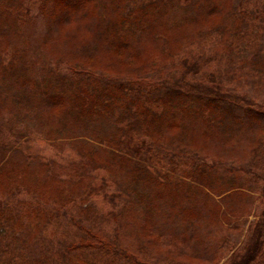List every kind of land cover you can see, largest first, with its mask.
Listing matches in <instances>:
<instances>
[{
    "label": "trees",
    "instance_id": "trees-1",
    "mask_svg": "<svg viewBox=\"0 0 264 264\" xmlns=\"http://www.w3.org/2000/svg\"><path fill=\"white\" fill-rule=\"evenodd\" d=\"M47 1L53 3L54 13L50 14L46 38L53 34L59 47L72 48L74 56H85L81 67L72 68L68 63V71L78 76L74 90L70 85L63 90L53 85L49 124L62 129L63 122L71 118V124L65 122L67 126H78L84 133L81 136L88 140L72 144L75 157L69 159V164L58 161L51 166L26 146L18 145L16 149L24 160L15 164L7 157L15 144L7 145L0 138V264H134V259L140 264L138 254L152 256L151 249L172 246L162 244L161 227L165 224H160L155 212L169 208L175 197L181 196V203L192 207L196 204L194 207L202 212L194 210L196 214L192 215L198 219L204 220L200 215L206 209L208 212V207L209 212L216 211L217 222L219 214L228 215L223 213V205L214 202L213 208L210 204L209 199L214 197L209 186L212 176H216L223 197L228 199L250 194L252 182L259 184L253 178H261L259 171L264 172V105L259 103L264 96V0H183L196 6L189 19L179 20L172 11L177 4L180 7V0H167L171 6L164 8L167 14L162 27L155 21L153 13H163L154 0ZM27 2L0 0V9L4 5L6 20L10 21L3 26L13 29L5 46L14 51L23 36L15 20L10 19L17 15L24 25L29 22L24 19L30 10ZM137 2L145 3L147 10L135 9ZM112 3L116 5L113 9ZM192 33L197 35L193 37ZM146 34L155 44L145 52L148 56L143 66L151 69L146 68L144 73L157 81L150 85L156 91L148 95L140 89L145 88L149 77L132 78L142 67L133 59L144 48H138L131 39L140 40ZM181 34L185 39L181 44L174 43L169 55L170 40ZM100 46L111 50L106 60L109 65L117 61L123 64L125 78L111 81L107 73L90 70L96 67L95 49ZM162 54L170 56L166 61L170 64L158 68L157 57ZM16 57L8 60L0 51V77L10 84L28 75L29 82L37 80L30 69L24 70L27 58L20 67L14 66ZM49 64L51 80L56 78L55 66L59 64L53 59ZM22 70L27 73L20 75ZM62 70L56 74L61 81L66 75ZM239 113L250 127L241 128L244 125L237 117ZM228 122H232V129L224 132L222 139L221 130ZM48 134L52 140L60 139ZM211 150L235 152L234 157L241 163L233 158L234 164H230L227 160L232 156L228 153L226 163L215 158L210 166L209 156L203 153ZM86 158L103 174L84 172L77 159ZM222 165L230 173L220 170ZM239 169L252 176H236L233 170ZM217 170L222 173L217 175ZM49 171L55 172L56 179L49 178ZM190 195L196 202L192 203ZM236 200L231 205H237ZM124 212L132 220L124 219ZM112 218L115 221L110 230L112 226L106 225ZM130 220V236L136 238L141 250L129 255L126 262L122 253L127 251L119 230L122 232L124 221L128 224ZM256 222L252 238L232 253L227 264H264V209ZM51 233L56 234L52 237ZM187 233L195 236L194 240H202L191 244L182 237L173 239V248L181 252L182 260L219 264L221 258L211 251L203 226L195 225L184 236ZM222 242L229 243V239L225 237Z\"/></svg>",
    "mask_w": 264,
    "mask_h": 264
},
{
    "label": "rangeland",
    "instance_id": "rangeland-1",
    "mask_svg": "<svg viewBox=\"0 0 264 264\" xmlns=\"http://www.w3.org/2000/svg\"><path fill=\"white\" fill-rule=\"evenodd\" d=\"M159 5V7L165 12L164 8L167 5V7H170L171 4L167 0H154ZM16 5L17 2L15 1ZM25 3V2H24ZM29 14L24 19H29V22H27L24 25V22H22L20 19H18L17 15H13L12 19L15 20V26L19 29L21 36H23L21 44L18 45V48H16V51H14V48L9 45L5 44L9 40L11 34H12V27L10 29H6L3 24L5 22H9V20H6L8 17L7 12L5 11L4 5H2V9H0V19H2L3 23L0 24V33L3 36V39L0 41V51L4 55L5 58L8 60L11 56L17 55L15 58V61L13 62L14 66L20 67V65H23V62L25 61V58L28 59L27 61V67L30 69L34 76L37 78V80L30 81L29 75L26 76L23 79H17L10 84V82H7L6 79L0 77V138L5 140L7 142V145L9 144H15L13 146L14 151L8 154V158L13 159L15 164L21 163L24 160V157L22 155V152L17 148H20L22 146H26L27 149H29L36 157L43 158L44 162L47 164H50L51 166H56V162L62 161L63 164H66V162L69 164V159L75 157V153L73 152L74 149L72 147L75 142H84L85 140H88L84 136H81L84 134L78 126H67L68 122L71 124V118L70 120H66L63 122L64 127L60 129V126L57 127H50V121L48 118L49 109L51 105V92L55 89L53 88V85H57L59 88L65 87V85H70V87L73 86V90L76 88L74 85L77 86L78 82V76L72 75L70 71H68L69 64H72V68L79 66L81 67V64L85 61V56L83 58L81 56H74L73 52L71 51L72 48H61L57 45L58 40H56L57 36L51 34L48 38L47 36V29H48V22L50 21L51 17L50 14L54 13L53 11V3L48 2L47 0H29ZM190 2H184L183 0H180L179 5L180 7L175 6L173 9V13H175V16L177 20L179 19H189L190 15L189 13L195 8V3ZM15 6V4H13ZM116 5L112 3L111 9H113ZM26 7V5L24 6ZM140 8H146L147 5L145 3H138L136 4L135 9L140 10ZM141 11V10H140ZM142 12V11H141ZM153 14L156 15V20H158V23L161 25L164 24V15L167 13L159 14L154 12ZM174 15V14H173ZM169 19V18H168ZM12 22V21H11ZM160 27V26H158ZM5 28V29H4ZM57 30V29H55ZM149 30V29H148ZM15 31V29H14ZM151 32V29H150ZM193 37L195 33H192ZM6 36V37H5ZM52 37L55 39V43L53 42ZM191 36V38H193ZM127 40H130L131 37L127 36ZM190 38V39H191ZM179 39V40H178ZM185 39L184 35L174 36L172 40H170L169 47L167 49V52L169 55L171 54V51L174 49L173 44H181V42ZM133 41V44L139 45L138 48L143 49L134 59V64L142 65V67L139 69V72L136 76H133L132 78L135 79H141L147 78L148 73H144L146 68H150L148 66H143V61L147 59L146 55L147 51H149L151 48H154V41L152 42L150 40V35L146 34V36L141 37L140 40L131 39ZM188 42V41H187ZM102 46L95 49V58L97 59V62L95 64L96 68L92 67L90 70L97 71L98 74L101 72L107 73L109 80L112 81V79L119 77L125 78L126 71L122 67V63L117 61L114 64H108L106 61L108 56H110L111 50L109 49H103ZM6 48V49H5ZM5 49V50H4ZM85 53V52H84ZM83 53V55H85ZM144 53V54H143ZM79 54H82L79 52ZM168 54H162L157 57L158 62L157 65L160 67H166L167 63L170 64V62L166 61L169 59ZM158 56V55H157ZM51 59H53L57 64L55 68L57 70H62L64 74H66L63 78L64 80L61 81V77H57L58 71L56 70L54 77L51 80L49 76V69L48 67L51 65L49 64ZM82 59V60H81ZM165 65V66H163ZM78 67V68H79ZM17 69V68H13ZM151 69V68H150ZM19 70V69H17ZM155 70V69H154ZM2 72L3 70L0 69ZM13 72V71H9ZM156 72V71H155ZM24 72L23 70L20 72V75ZM165 72L162 74L164 75ZM1 76V75H0ZM9 77V76H7ZM6 77V78H7ZM99 78V77H98ZM69 79V80H65ZM75 79V80H74ZM23 80L29 82H23ZM69 84H65V83ZM157 81H153V78H148L147 82H145V88L142 87L141 92L144 95H148L152 90H155L154 88H151L150 85L156 83ZM62 84V85H61ZM26 85V86H25ZM25 86V87H23ZM68 87V88H70ZM101 87V86H100ZM158 88V87H157ZM244 90V88H243ZM60 91V90H59ZM161 92H165L163 90H160ZM159 91L155 92L157 95ZM240 92V90H239ZM162 97H164L162 93H160ZM70 96V95H67ZM154 97V96H152ZM151 97V98H152ZM67 98V97H66ZM259 103L264 105V96L259 99ZM238 118H240V123H242L241 126L244 128L250 127L249 124H245V117H242V114L239 113L237 115ZM242 117V118H241ZM74 118V117H73ZM227 119L231 120L232 118L227 116ZM56 121V120H55ZM61 121V119H60ZM248 123V122H247ZM232 122H228V126L225 127L223 130H221V136L220 138H224L226 134L224 132L230 133L232 129ZM253 126V124H251ZM255 127V126H254ZM50 128V129H49ZM240 128V129H241ZM41 132V134L39 133ZM52 133L51 137H58L57 141L52 140L48 133ZM40 139V140H38ZM35 140V141H34ZM43 140H45V143H42ZM39 141V142H38ZM60 143H63L66 145V147H60ZM98 145V144H97ZM100 146V145H98ZM96 149V148H95ZM98 150V148L96 149ZM2 152V151H1ZM231 154L232 158L227 160V155ZM96 152L91 153L90 155H95ZM204 156H209V165L214 162L215 158L218 160H221L226 163V160L229 161V163H233V158L235 156V152H229V150L214 153L213 150L206 151V153H203ZM213 154H217L221 158H217L213 156ZM224 158V159H223ZM239 163H241V160L236 158ZM86 161H82L80 159H77L78 164L81 166V169L84 170V172L90 171V172H97L99 174H103V172H98L95 170L96 166L90 164L87 158ZM243 166L245 162H242ZM234 164V163H233ZM74 165H76L74 163ZM237 167L239 168L240 165L237 164ZM219 169V168H218ZM223 169L226 173H230L227 171L226 166L222 165L220 166V170ZM217 170V175H220V172L222 171ZM235 175L237 176L240 174L241 176H252V174H247L243 172V170L239 169L233 170ZM242 172V173H241ZM261 173V178L254 177V182H259L257 185H253L252 182L251 188H253L252 191H249L250 194L247 196H243L240 194L234 195L232 197H229L228 199H225L223 197V193L221 192V186H219L218 180H215L216 176H212L213 180L210 181L211 188V194L215 197H211L209 200L211 201L210 204L214 208L216 204L219 203L220 207L223 205V213H228V215H218L219 222H217V219L215 218L216 211H210L208 207V212L206 209L205 213H201V217H204V220L198 219V217H193L192 214H196L195 211L202 212L199 209H196L194 206H190V204L181 203L182 197L177 196L174 198V204L171 202V206L169 208H161L160 210H156L155 213H158L157 220L161 221L160 224H165L163 227H161L163 236L161 238L162 244L168 247L170 244L172 246L167 249L162 247H156L151 249L153 251L152 256H147V254L141 253L138 254L140 256V264H174L179 262L180 264H191L192 261L189 260H182L180 258L181 252L173 248V244L175 242V238L182 237L183 240H189L191 244H195L197 242H201L202 239H198L196 237V240H194L195 236H191L190 233L186 234L187 236H184V234L194 228V226H203L206 230V236L208 240V244L212 246V250L214 254H216L217 257H220L219 264H227V260L232 256V253L235 250H241L243 245H245L250 238L253 236V232L256 229V219L260 217L263 209H264V195L262 193V189L264 187V172L259 171ZM234 175V174H233ZM67 177V176H65ZM49 178L50 179H56L55 172L49 171ZM237 178V177H236ZM115 186V184H112ZM203 189V186H201ZM188 194V193H185ZM191 201L196 202V199L194 196L190 195ZM238 198L236 200L237 205H231L233 202H235V198ZM204 199V197H203ZM263 201V202H262ZM203 206H206V203L203 204ZM245 207L244 210H241L242 207ZM205 208V207H204ZM142 212L144 213V207L141 208ZM203 209V208H202ZM243 213L242 216L240 214ZM240 213V214H239ZM124 219H131V216L129 213H125ZM210 214V215H209ZM199 215V214H198ZM239 217L237 218V216ZM211 216V217H210ZM227 216L231 218V221H228ZM154 217V216H153ZM163 218V220L161 218ZM145 219V216L142 215V219ZM152 218V217H151ZM123 219V220H124ZM143 219V220H144ZM131 220L128 222V224H125L126 221L123 223L122 232L119 230V237L122 240V245L124 246L125 253H122V258H125L124 261L129 262L126 258L130 255L137 254V251L141 250L140 245L136 241V238H132L130 236V223ZM151 220V219H150ZM155 220V221H157ZM176 220V221H175ZM115 220L112 218V221L108 222L106 226L110 224L112 226L110 230L113 228V222ZM147 222V221H144ZM192 222H195L194 225H192ZM109 227V226H108ZM229 228V230H227ZM142 232V231H141ZM56 233H51L50 235L53 237ZM66 236V234H64ZM141 235L145 236V234L141 233ZM197 236V235H196ZM211 236V237H210ZM151 239H155L154 236H150ZM193 237V238H192ZM228 240L227 242H222L223 238ZM206 240V239H205ZM134 244V245H131ZM207 245V244H206ZM233 251L231 252V250ZM199 249H196L198 251ZM150 255V254H148ZM196 255H201L197 254ZM210 256V255H209ZM203 255V257H209ZM184 259V258H183ZM134 264H139L137 260H133Z\"/></svg>",
    "mask_w": 264,
    "mask_h": 264
}]
</instances>
